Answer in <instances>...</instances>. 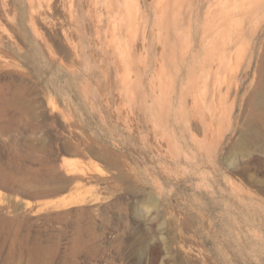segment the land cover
<instances>
[{
	"label": "rangeland",
	"instance_id": "374dc122",
	"mask_svg": "<svg viewBox=\"0 0 264 264\" xmlns=\"http://www.w3.org/2000/svg\"><path fill=\"white\" fill-rule=\"evenodd\" d=\"M216 1L95 0L93 28L79 0L75 53L38 25L53 55L20 5L25 52L0 64V264H264L257 58L226 93L263 11L229 24Z\"/></svg>",
	"mask_w": 264,
	"mask_h": 264
},
{
	"label": "bare ground",
	"instance_id": "6f19581e",
	"mask_svg": "<svg viewBox=\"0 0 264 264\" xmlns=\"http://www.w3.org/2000/svg\"><path fill=\"white\" fill-rule=\"evenodd\" d=\"M78 1L79 0H0V64L9 65L12 62L10 57L7 56L8 52L4 49L14 52L19 57H21L25 52L21 44L17 42V36L15 33L16 31L12 30L10 27V24L15 25L17 23L21 25L24 23V20L19 16L20 5L23 7L22 12H25L23 15H26L30 28L42 44L40 48L47 51L49 54H52L51 52L53 50L51 48L49 38L46 37V35L38 26L39 23H42L47 28L55 29L56 34L61 37L67 43L70 50L75 53L77 51V45L73 41V37L76 34H79V29H77L79 26L77 10L79 5ZM236 1L237 2L225 0V7L223 8V0H220L219 2L217 0L216 7L213 9V11L220 13L222 16H227L229 24H231L232 20H234V16L236 14L240 15V21L243 19L246 23L254 14H257L258 11H263V19L255 26L254 30L252 31L254 45L246 58L242 57L238 60L241 61L240 64L243 67L237 69L232 74L226 85V93H233L234 96L238 97L243 86L244 78L249 75V68L251 67L255 58H257L258 67H264V0ZM86 2L87 6L86 8H83L85 9L84 12L86 16H88V20L91 21L92 27L97 28L98 20L96 19V2L95 0H86ZM81 4L82 0H80V5ZM58 8L62 11V16L58 13ZM138 8L140 9V7L137 6L136 10L138 13H140ZM81 20L83 21V19ZM81 20H79L80 31L84 25ZM233 30L234 36H228L223 43L224 54L226 57L230 56L235 39L239 37L245 29L241 25H238L234 26ZM74 201L75 200L73 199L65 200L62 198L58 200L54 206L60 207L70 204Z\"/></svg>",
	"mask_w": 264,
	"mask_h": 264
}]
</instances>
